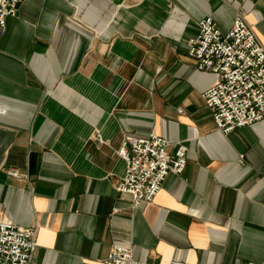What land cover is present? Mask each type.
Returning a JSON list of instances; mask_svg holds the SVG:
<instances>
[{"label": "crops", "instance_id": "crops-1", "mask_svg": "<svg viewBox=\"0 0 264 264\" xmlns=\"http://www.w3.org/2000/svg\"><path fill=\"white\" fill-rule=\"evenodd\" d=\"M237 14L264 45V0H23L0 26V219L36 229L31 264L264 260V120L219 130L188 55L198 22ZM188 146L152 202L117 184L126 135ZM13 167L22 176L5 169Z\"/></svg>", "mask_w": 264, "mask_h": 264}, {"label": "built area", "instance_id": "built-area-1", "mask_svg": "<svg viewBox=\"0 0 264 264\" xmlns=\"http://www.w3.org/2000/svg\"><path fill=\"white\" fill-rule=\"evenodd\" d=\"M23 0H0V26L17 15ZM188 55L196 67L217 76L203 98L216 127L224 133L264 120V45L240 14L233 25L223 31L213 17L198 22V32L190 38ZM156 134L126 135L117 154L126 162L125 173L116 188L129 195L134 205L152 202L170 173L181 175L187 166L186 142L175 144ZM8 175L20 177L16 168L5 169ZM38 248L36 229L22 227L0 219V264H31ZM106 264H163L141 261L133 249L114 245ZM167 264H194L174 260ZM249 264H264L250 262Z\"/></svg>", "mask_w": 264, "mask_h": 264}]
</instances>
